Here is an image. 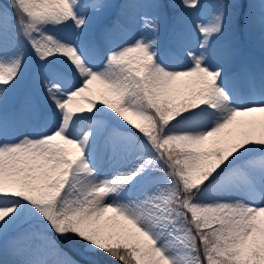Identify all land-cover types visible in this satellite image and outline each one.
<instances>
[{
  "label": "snow or ice",
  "instance_id": "snow-or-ice-1",
  "mask_svg": "<svg viewBox=\"0 0 264 264\" xmlns=\"http://www.w3.org/2000/svg\"><path fill=\"white\" fill-rule=\"evenodd\" d=\"M204 7L0 2V264H264V0Z\"/></svg>",
  "mask_w": 264,
  "mask_h": 264
},
{
  "label": "rangeland",
  "instance_id": "rangeland-1",
  "mask_svg": "<svg viewBox=\"0 0 264 264\" xmlns=\"http://www.w3.org/2000/svg\"><path fill=\"white\" fill-rule=\"evenodd\" d=\"M0 2H4L5 3V2H7V0H0ZM118 2H123V0H118ZM202 3L205 5V7L203 9H201L200 13H198V15H200L201 17H203V16H205L207 14H210L211 5L215 3V0H202ZM161 42H162V44L166 43V36L161 35ZM245 55H246V58L250 59L252 62H254L257 65H259L261 62H264V46H261L259 38H257L251 44H247L246 45ZM58 241H59V239H58ZM60 245L63 248L61 243H60ZM74 252H76L75 247H74ZM67 253L69 254V256H71L72 258L76 259L75 257L72 256L71 253H69V252H67ZM4 258L5 257L3 256V254L0 253V259H4ZM7 258L11 259V257H7ZM96 259L100 260L101 264H103V260L101 258H99L97 256Z\"/></svg>",
  "mask_w": 264,
  "mask_h": 264
},
{
  "label": "trees",
  "instance_id": "trees-1",
  "mask_svg": "<svg viewBox=\"0 0 264 264\" xmlns=\"http://www.w3.org/2000/svg\"><path fill=\"white\" fill-rule=\"evenodd\" d=\"M6 3V2H5ZM59 239V238H58ZM60 243L62 244L63 248L72 254L73 257H75L77 260H80L81 257L76 253L74 252V246L71 245V244H68V243H65L63 241H60ZM99 258H101L103 261L106 259L105 257L103 256H98Z\"/></svg>",
  "mask_w": 264,
  "mask_h": 264
}]
</instances>
